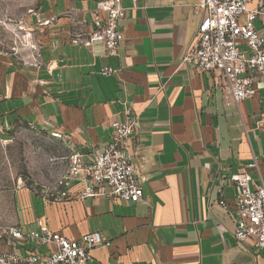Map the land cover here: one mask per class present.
Returning a JSON list of instances; mask_svg holds the SVG:
<instances>
[{
	"label": "crops",
	"instance_id": "crops-1",
	"mask_svg": "<svg viewBox=\"0 0 264 264\" xmlns=\"http://www.w3.org/2000/svg\"><path fill=\"white\" fill-rule=\"evenodd\" d=\"M198 1L126 0L117 57L104 56L100 41L70 40L82 32L87 41L89 14L82 26L73 18L92 1L38 0L23 14L25 54L0 51V119L49 131L89 162L111 141L112 121L133 113L130 144L144 181L136 203L80 197L79 179L42 185L56 199L18 187L13 224L43 221L70 239L99 231L108 244L92 248L87 264H264V250L234 236L231 179L257 178L256 159L264 180V87L235 103L214 73L183 62L202 18ZM103 66L115 71L104 76Z\"/></svg>",
	"mask_w": 264,
	"mask_h": 264
},
{
	"label": "built area",
	"instance_id": "built-area-1",
	"mask_svg": "<svg viewBox=\"0 0 264 264\" xmlns=\"http://www.w3.org/2000/svg\"><path fill=\"white\" fill-rule=\"evenodd\" d=\"M78 1L94 3L93 8L78 11V19L73 18L82 26L87 23L88 13L91 31L87 41L80 39L79 32L74 33L71 42L89 47L93 41H100L104 56L117 57L123 39L118 22L125 17L126 0ZM194 8L202 13V18L183 62L193 64L199 73H214L216 84L235 103L254 97L264 87V0H199ZM114 71L111 66L100 69L104 76ZM111 124V141L89 162L78 152L72 153L54 190L60 186L66 189L79 179L85 182L80 197L107 195L132 203L143 200L144 177L133 161L135 151L130 144L138 116L127 112L124 121L114 120ZM253 167L258 179L247 171L231 177L235 187L233 233L238 243L264 250V180L258 160L254 159ZM41 194L56 199L55 191L43 189ZM218 204L228 208L223 198ZM103 244L108 242L99 231L70 239L51 230L43 221L28 229L19 223L4 225L0 220V264H87L91 260L90 250Z\"/></svg>",
	"mask_w": 264,
	"mask_h": 264
},
{
	"label": "rangeland",
	"instance_id": "rangeland-1",
	"mask_svg": "<svg viewBox=\"0 0 264 264\" xmlns=\"http://www.w3.org/2000/svg\"><path fill=\"white\" fill-rule=\"evenodd\" d=\"M38 5V0H0V51L14 57L26 51V38L17 25L28 9H37ZM68 166L69 148L61 138L23 121L6 125L0 119L1 223H14L18 212L14 191L18 187L28 186L39 194L42 185L50 188L56 184Z\"/></svg>",
	"mask_w": 264,
	"mask_h": 264
}]
</instances>
